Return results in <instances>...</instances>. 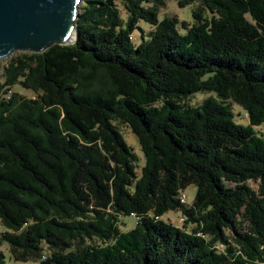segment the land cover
Returning <instances> with one entry per match:
<instances>
[{
  "label": "trees",
  "instance_id": "16d2710c",
  "mask_svg": "<svg viewBox=\"0 0 264 264\" xmlns=\"http://www.w3.org/2000/svg\"><path fill=\"white\" fill-rule=\"evenodd\" d=\"M174 1L197 3L191 24L159 21L166 0H81L72 44L4 60L0 248L15 262L264 264V0Z\"/></svg>",
  "mask_w": 264,
  "mask_h": 264
},
{
  "label": "water",
  "instance_id": "95a60500",
  "mask_svg": "<svg viewBox=\"0 0 264 264\" xmlns=\"http://www.w3.org/2000/svg\"><path fill=\"white\" fill-rule=\"evenodd\" d=\"M81 0H0V59L75 40Z\"/></svg>",
  "mask_w": 264,
  "mask_h": 264
},
{
  "label": "rangeland",
  "instance_id": "374dc122",
  "mask_svg": "<svg viewBox=\"0 0 264 264\" xmlns=\"http://www.w3.org/2000/svg\"><path fill=\"white\" fill-rule=\"evenodd\" d=\"M196 6H197V3H193V4H191L185 8H179V7H177L176 2L174 0H166L165 7L161 8L158 12V20L161 21L165 17L172 18V17L176 16L179 21H184L186 23L191 24L193 22L192 12L196 8ZM120 15L123 18H125V14L123 13L122 10H120ZM139 28H140V30L135 31L132 34V39H133V42H135V43H137L139 41V38L141 35L145 36L147 34V32H149V30H150V27L147 26V24H145L144 22L139 23ZM179 31L182 34H184L186 32L180 26H179ZM7 58L8 57L0 59V72H1V69L4 65V63H5L4 60ZM208 76H210V75H208ZM208 76H206V77H208ZM13 91L18 92L25 97H32L33 96L29 90L21 89L19 87H15L13 89ZM207 95H208V93H206V94L197 93L191 97V99L188 101V104L195 106L203 98H205ZM229 104H230L231 110L234 114L235 122L237 124L242 125V126H246L248 124V120H247V117L245 116L242 108L234 102H232V103L229 102ZM115 125L119 129L120 134H121L125 144L132 150V152L134 153V155L136 157V173L138 175L140 173L141 168L144 165V157L141 153L137 138L132 134L130 129L128 127H126L124 124H122L120 122H115ZM253 130H254L255 135H257L258 137H264V122L261 123L260 125L256 126V127H254ZM251 186L255 187L254 184H251ZM195 191H196V189L194 187H189L188 189L185 190L187 206L191 205L192 200H193L194 195H195ZM163 219L169 220L171 223H173L177 226H181V224H182L181 215L179 212H168L163 216ZM135 224H136V219L133 216L121 217L120 218V225H119L120 233H126V232L132 230L135 227ZM3 231H4V229L0 224V236L2 235ZM94 243L98 244V245L101 244L98 241H94ZM0 249L5 256V260L7 263L21 264V263L15 262L12 259L11 255L8 251L7 244H2ZM32 264H35V263H32Z\"/></svg>",
  "mask_w": 264,
  "mask_h": 264
},
{
  "label": "built area",
  "instance_id": "2783aa9c",
  "mask_svg": "<svg viewBox=\"0 0 264 264\" xmlns=\"http://www.w3.org/2000/svg\"><path fill=\"white\" fill-rule=\"evenodd\" d=\"M179 201L181 204H186V195H185V191L181 192L179 195ZM181 221H183V219L181 218Z\"/></svg>",
  "mask_w": 264,
  "mask_h": 264
}]
</instances>
